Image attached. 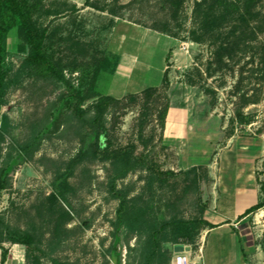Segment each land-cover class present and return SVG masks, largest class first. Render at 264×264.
I'll return each mask as SVG.
<instances>
[{"label":"rangeland","instance_id":"obj_1","mask_svg":"<svg viewBox=\"0 0 264 264\" xmlns=\"http://www.w3.org/2000/svg\"><path fill=\"white\" fill-rule=\"evenodd\" d=\"M30 1L39 3L35 20L49 36L54 34L51 50L55 59L68 67V74L74 67L85 68L105 56L116 59L125 47H140L139 50L153 53L155 64L144 86H138L134 78L132 92L119 98L106 124L107 137L115 148L135 145L137 155L147 162L119 180L116 187L138 206L146 220L145 231L122 234V264H148L150 241L170 234L171 229L163 230L164 222L175 216H196L203 203L201 193L186 188L181 179L186 171L180 147L164 144L161 116L165 111L166 119L170 113L186 115L197 130L217 131L216 149L226 146L234 136L260 141L264 148V65L259 55L264 45V0H256L253 7L247 0H185L176 18L165 0H90L86 5V0H75L82 4L80 7L73 0ZM66 2L76 5L78 10L68 11ZM210 5L213 9H208ZM227 8L233 15L222 22ZM210 11L219 22L204 30L208 16H212ZM242 15L248 19L245 28L251 26L250 33L254 31L250 43L253 49L226 54L225 40L233 37L230 32L241 23L238 18ZM238 36L236 33L231 40ZM47 41L49 44L50 40ZM8 50L6 66L8 79L13 83L7 104L0 107V120L6 114L12 123L3 145L5 152L11 144L28 140L32 124L40 121L46 102L57 94L53 82L17 78L29 55V50L18 52L17 29L9 35ZM165 67L167 81L165 73H160ZM108 78L109 72L101 74L97 93L90 94L85 107L100 96L123 94L120 87L111 91L114 78ZM150 87L157 92L147 98L144 90ZM246 99L256 103L242 107ZM240 108L246 117L252 118L250 124L237 119ZM79 150L75 135L53 136L42 142L32 161L16 170L12 186L2 193L0 201L6 224L1 230V259L5 248L9 250L8 260L13 256L10 264H33L25 246L13 250L15 244L7 236L11 229L34 236L43 250L41 264H113L109 251L120 207V200L110 191L114 164L86 159L70 180L72 190L67 202L53 198L57 177L65 172ZM151 168L177 173L178 180L162 186ZM253 223L254 220L248 223L250 228H255ZM156 231L159 236H154ZM20 252L22 257L18 258ZM14 258L17 259L13 261Z\"/></svg>","mask_w":264,"mask_h":264},{"label":"trees","instance_id":"obj_2","mask_svg":"<svg viewBox=\"0 0 264 264\" xmlns=\"http://www.w3.org/2000/svg\"><path fill=\"white\" fill-rule=\"evenodd\" d=\"M38 1L41 2L42 0ZM89 1L86 0L85 5ZM255 1L247 0V4L253 7L256 3ZM165 2L167 8L173 11V17L176 18L175 16L182 9L185 0H165ZM64 5L70 12L78 10L76 5L67 2ZM38 7L39 3H32L30 0H0V107L7 104V94L13 83V81L8 79L6 64L9 56V35L15 29L18 32V52L25 53L29 50V55L23 62L17 78L25 76L35 82H53L57 88L55 97L46 102L40 121L32 124L31 136L28 140L24 143L11 144L6 148V152L3 145L11 132L12 123L8 115L3 114L1 116L0 159L2 164L0 166V201L2 193L12 186L13 175L16 170L21 165L34 159L44 140L51 139L53 136L61 138L71 134L75 135L79 140L80 150L69 161L65 172L57 177L54 183L55 193L53 198L67 202V196L72 190L70 180L74 177L76 168L86 159L94 158L100 161H111L115 169L111 174L112 186L110 191L115 198L120 200V207L117 212L116 231L113 234L114 242L109 253L113 264H122L119 249L122 242V234L124 232L140 233L145 231L146 220L138 206L131 202L122 192L118 191L116 185L119 180L124 179L131 171L145 166L147 162L145 157L137 155L135 145L129 144L115 148L112 141L107 137L106 124L108 115L119 103V99L106 94L100 96L90 106L85 107L90 94L97 93L96 86L101 74L109 72L108 79L112 80L114 78L120 57L117 56L116 59H112L105 56L85 68L74 67L71 73L68 74V67L61 60H56L51 50L54 34L49 36L47 30L38 25L35 20ZM208 9H213V7L210 5ZM59 15H62V13H59ZM210 15L212 16H208L204 30L218 25V18H213V12ZM232 15L229 8H227L226 13L222 15L221 21H228ZM250 17L254 18L253 15ZM238 19L241 20L242 24H236L230 33L233 37L236 33H239V36L233 40H231L233 37H227L223 48L226 54L235 51L244 53L253 49L250 43L253 41L254 31L250 33L251 26L245 28L244 24L248 20L245 15ZM262 19L264 20V16H262ZM47 39L50 40L49 44ZM260 49L259 55H262L261 61L262 65H264V45ZM256 56L257 54H254V57ZM231 57V60H233L234 54ZM79 69L81 70L80 73H78ZM76 73H78V76H75ZM164 76V81H167L168 70H166ZM156 92V88L150 87L144 90V95L147 98H152ZM255 103L250 99H246L242 107ZM237 115V119L242 124H250L252 122L251 117L244 115L242 108L238 109ZM166 116L167 110L161 116L162 130L165 128ZM151 170L154 171L162 186L178 180L179 177V174L174 172H157L154 168H151ZM200 170H202L201 166L194 167L181 174L184 186L199 193H201V183L203 181ZM260 185L263 194L262 200L247 210L244 216L255 213L264 207V182H260ZM199 207L202 213L206 209L204 203H200ZM4 225H6L5 220L0 210V241L1 230ZM162 227L163 230L171 229L170 234H165L160 239L150 241L151 249L148 255V264H171L174 255L173 247L181 244H195L196 239L204 230L215 226L202 216L196 215L190 218L175 216L165 221ZM155 235L159 236L160 232L156 231ZM7 236L12 244L25 246L27 256L32 260L33 264H41L43 250L31 233L9 229ZM262 248L264 250V236ZM2 250L1 264H6L9 250L5 248Z\"/></svg>","mask_w":264,"mask_h":264},{"label":"crops","instance_id":"obj_3","mask_svg":"<svg viewBox=\"0 0 264 264\" xmlns=\"http://www.w3.org/2000/svg\"><path fill=\"white\" fill-rule=\"evenodd\" d=\"M73 1L79 7L82 5ZM139 48L130 46L118 52L120 61L111 91L120 87L123 94L107 95L119 99L132 92L134 78H137L138 86H144L155 59L152 52ZM166 69H160L162 76ZM216 133L197 130L186 115L170 113L166 119L164 144L180 147L184 155L183 169L188 171L202 166L201 197L206 209L202 213L198 208L196 215L215 226L204 230L196 244H181L184 251L179 253L190 256L199 264H264V207L244 216L263 197L260 185L264 182L263 143L234 136L226 146L216 149L219 141ZM251 220H254L255 228H250ZM17 247L21 245H13V250ZM173 253H176L174 247ZM21 257L20 252L18 258ZM12 258L11 255L6 264H10ZM1 260L0 255V264Z\"/></svg>","mask_w":264,"mask_h":264},{"label":"built area","instance_id":"obj_4","mask_svg":"<svg viewBox=\"0 0 264 264\" xmlns=\"http://www.w3.org/2000/svg\"><path fill=\"white\" fill-rule=\"evenodd\" d=\"M171 264H199L195 262L190 256L183 253H175Z\"/></svg>","mask_w":264,"mask_h":264},{"label":"water","instance_id":"obj_5","mask_svg":"<svg viewBox=\"0 0 264 264\" xmlns=\"http://www.w3.org/2000/svg\"><path fill=\"white\" fill-rule=\"evenodd\" d=\"M181 251H184V246L183 245H176L174 247V252L179 253Z\"/></svg>","mask_w":264,"mask_h":264},{"label":"bare ground","instance_id":"obj_6","mask_svg":"<svg viewBox=\"0 0 264 264\" xmlns=\"http://www.w3.org/2000/svg\"><path fill=\"white\" fill-rule=\"evenodd\" d=\"M17 258H14V260L13 261H15Z\"/></svg>","mask_w":264,"mask_h":264}]
</instances>
